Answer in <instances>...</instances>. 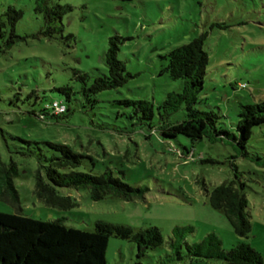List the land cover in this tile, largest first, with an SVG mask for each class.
<instances>
[{
	"label": "rangeland",
	"instance_id": "rangeland-1",
	"mask_svg": "<svg viewBox=\"0 0 264 264\" xmlns=\"http://www.w3.org/2000/svg\"><path fill=\"white\" fill-rule=\"evenodd\" d=\"M53 1L69 6L60 18L61 31L50 37L42 33L45 22L43 13L36 10L37 0H0V15L8 6L22 10L15 26L22 38L0 52V155L6 164L15 162L19 170L13 178L17 197L0 195V212L60 219L91 231L97 220L134 229L156 226L165 239L176 225H192L188 241L214 232L222 248L229 249L243 239L221 212L205 202L202 188L203 183L211 188L233 179L234 163L246 183L251 232L244 241L264 258V167L258 164L264 161V123L253 126L246 143L248 155L240 156L229 138L193 142L177 135L163 139L158 131L153 133L129 116L131 106L120 104L127 98L151 101L152 124L157 125V105L168 91H180L182 86L181 80L163 70L167 60L162 56L205 32L208 63L196 107L219 112L220 126L237 134L238 102L264 100V0ZM111 35L121 37L117 57L131 77L116 89L99 92L98 102L91 106L80 93L82 83L74 73L93 77L106 71L103 57ZM239 83L245 87L239 88ZM65 84L74 91L67 103L57 89ZM53 100L73 110L51 117L50 122L37 118ZM184 114L181 108L168 119L182 120ZM20 138L40 145L43 141L66 143L90 155L95 172L110 167L125 182L147 191L127 201L116 197L94 201L85 189L60 188L77 204L67 210L48 206L34 193L37 150ZM184 147L194 149L195 160L180 154ZM169 254L165 246L140 254L134 242L109 236L105 264H229L206 258L178 261L169 259Z\"/></svg>",
	"mask_w": 264,
	"mask_h": 264
},
{
	"label": "trees",
	"instance_id": "trees-1",
	"mask_svg": "<svg viewBox=\"0 0 264 264\" xmlns=\"http://www.w3.org/2000/svg\"><path fill=\"white\" fill-rule=\"evenodd\" d=\"M68 6H62L53 0H37L36 10L43 13L45 22V29L42 31L44 35L52 37L53 33L61 31L60 18ZM21 16L22 10L13 6H8L1 13L0 52L22 38L15 31L16 23ZM205 38L206 33L202 32L189 42L173 47L162 56L167 60L163 70L170 78L181 80L182 86L180 91H168L157 105L159 118L157 125L152 124L154 106L151 101L127 98L120 101V104L131 106L132 112L129 116L137 118L139 123H145L153 133L158 131L163 139L177 135L187 137L193 142L202 138L218 140L229 138L236 144L240 156H247L246 143L253 126L264 123V100L253 103L238 102V119L234 125L237 134L220 126L222 115L219 112L196 107L208 63V54L203 48ZM121 41L118 35L108 37L103 57L105 72L93 77L87 72L74 73L75 78L82 83L80 93L91 106L98 102L99 92L116 89L131 77L124 62L117 57ZM238 87L243 88L245 84L239 83ZM57 89L64 94L65 103L72 99L74 91L70 84ZM54 101L57 100L52 102ZM52 102L49 106L41 108L36 117L50 122L51 117H63L73 110L69 104L57 101L64 109L55 113ZM181 108L185 111L184 119L169 121V116ZM20 139L29 146L34 145L37 150L34 193L48 206L67 210L77 204L70 195L61 194L60 188L85 189L89 198L94 201L106 197L127 201L142 196L147 191L146 187L133 186L125 182L110 167L95 172L92 168L94 159L90 155L75 151L66 143L43 141L40 145L35 140ZM43 147L47 153L42 150ZM180 154L195 160L193 148L184 147ZM82 164L90 166L87 170H82L79 168ZM258 164L264 167L263 160ZM232 168L233 179L211 188L203 183L202 188L205 202L221 212L234 233L243 239L229 249L222 248L221 240L214 232H209L203 239L188 241L186 235L194 232L192 225H176L165 239L156 226L134 229L127 225L97 220L94 230L91 231L68 226L60 219L39 220L21 213L0 212V264H105L109 236L134 242L140 254L146 249L165 246L170 251L168 258L178 261L185 257L221 259L229 264H264L262 254L244 241L251 232L246 183L234 163ZM18 171L15 162L10 161L6 164L0 155V195L10 194L17 197L13 178L19 175Z\"/></svg>",
	"mask_w": 264,
	"mask_h": 264
},
{
	"label": "built area",
	"instance_id": "built-area-1",
	"mask_svg": "<svg viewBox=\"0 0 264 264\" xmlns=\"http://www.w3.org/2000/svg\"><path fill=\"white\" fill-rule=\"evenodd\" d=\"M52 108H53L55 113H58L64 109L63 105H61L57 101L52 102Z\"/></svg>",
	"mask_w": 264,
	"mask_h": 264
}]
</instances>
